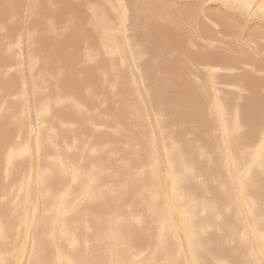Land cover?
Here are the masks:
<instances>
[{"label": "rangeland", "instance_id": "1", "mask_svg": "<svg viewBox=\"0 0 264 264\" xmlns=\"http://www.w3.org/2000/svg\"><path fill=\"white\" fill-rule=\"evenodd\" d=\"M203 1L0 0V49H5L0 50V58L2 57V60H0V83L1 81L4 83L9 82L8 77L10 76L14 78L13 85L16 86L17 92L9 97V99L11 98L10 105H18V108H21L19 112L23 116L24 132L27 133L29 146L26 152H23L25 138L18 130L6 140L9 147L17 151L15 155L17 161H29L27 163L29 166L26 164L24 170L28 181L25 194L27 196L26 205L29 206L27 209L30 213L26 222L22 225L23 232L21 235L25 239V244L28 242L25 248L27 253H32L36 230L48 213L46 211V206H50L48 196L54 191L45 187V176L49 167L56 165V168L60 167L57 169V174L61 180L67 181L71 178L72 181L62 194L59 193L56 200L58 215L55 224L58 226L59 223L60 229L78 208H82V204L92 199L89 195L100 180L93 179V175L98 174L101 177L102 174H105V177L111 182V186L106 187L109 196L108 213L113 211V218L117 220H121L123 214H126L122 223L114 226L116 230H110L109 241L113 249H116L121 243L116 237V231L125 229L130 235H138L147 241L146 246L143 245L145 240L138 242V245L144 247L140 252V258L145 257L146 254L151 259L164 261L167 257L181 254V260L185 264H264V228L261 227L262 221L256 218L258 214L264 212L263 203L248 198L246 192L251 172L264 164L262 161L264 160V145L258 141L264 143V135L260 136L261 138L258 136L260 133H264V111H262L264 110V88L259 89L258 85L256 88L254 87L260 80L264 81V55L261 56L262 54L256 53L260 57L255 58V60H249L248 58V62H246V59L243 60L239 57L236 60V67L234 69L231 67L232 70L217 60L214 61L216 64H213V66L205 62H196L193 60L194 58L183 55L177 50L175 39L172 36L162 34L160 31L163 26L168 24L166 12L173 11L180 16L184 14V9H177L176 6H193L195 13L202 10L198 18L203 16L201 18L202 22L197 26L199 30L195 29L197 32L202 29L206 33L205 29L208 27L210 30L211 25L217 30L220 23H218V20H214L216 25L212 23L213 19L211 21L212 16L209 17V12L217 14L227 20L223 22L229 24L228 28L231 24L235 33L238 34V38L232 40L234 47L239 48L238 51H242L238 56H241L240 54L246 57L254 56L257 48L255 49L253 46H262L264 50V42L261 45L262 42L260 41L261 36L264 37V25L262 27L260 24H264V19H262L264 18V0ZM153 4H155L158 11L153 16H147V11L150 10V6ZM243 5L248 9V12L250 10L249 13H246ZM200 6L202 7L200 8ZM227 7L232 8L231 12L234 8L239 7L237 11L243 10L245 13L242 11L239 14L233 10V13L229 12V17ZM140 8L141 11L139 12ZM224 8L226 11L221 15L220 12ZM225 13L226 17H224ZM231 14L234 17L237 16L238 19L237 17L235 19ZM241 14L243 15L241 16ZM160 15L162 16L160 17ZM260 15L263 17L259 18ZM245 21H249L248 36L250 35L252 38V35L260 33L259 38L256 37L257 35L252 39L249 37L252 40L247 39L249 44L246 43L248 41H244L242 36H239L244 31ZM180 29L183 31V26ZM211 32L214 33L215 31ZM216 32L215 36L209 34L210 37H213L206 39V42L204 40V44L219 47L220 49L215 48L213 52L230 59L235 51H231L227 47L224 48V45H226L224 42H227L226 32L221 33L220 29ZM222 34H225V36ZM221 35L225 37H222L225 40H223L224 42H221ZM187 39L183 41L181 37L179 41L189 47L190 51L194 50L190 49L191 46H189ZM253 39L261 43L255 41L256 44L251 46L254 43ZM53 41L57 42V45L56 43L55 45L49 43ZM230 41L228 40V42ZM2 42H5V48ZM167 42L171 43L174 50H170L168 44H165ZM203 42L194 41L195 45L198 44L197 50L195 49L196 53L202 54L201 52L209 51L203 48L205 46ZM251 42L253 43L250 44ZM262 49L259 51H263ZM250 50L255 51L250 53ZM245 56L244 58H246ZM173 60H182L179 64L184 65L187 70L186 74H180L174 68L173 72L168 71L167 68L171 66ZM6 64H9V66H6ZM249 66H254V69H249ZM260 66H263V69H260ZM6 68H11L8 71L9 74ZM153 74L162 75L165 80V84L159 86L156 82L157 78L153 76L151 80L155 83L152 82L153 90L161 92L158 94L159 96L166 95L165 99L170 101L173 99L172 94L174 93L175 96L177 93L175 96L177 99L173 103L167 102L168 100H164V98L162 104L159 103V96L152 91V86L151 89L148 88L149 82L146 83L145 79H149ZM226 74L232 77L228 80L229 82L234 80L233 84L232 82L227 83L226 78L229 75ZM149 75L151 76L148 77ZM225 76L227 77L224 78ZM238 79L241 80V84L244 83L247 86L249 83L251 86L244 88V85L242 86L236 81ZM186 80H188V84H186ZM67 81H71L75 87H68ZM127 88L128 90H126ZM121 89L126 90V94ZM146 92H148V96L152 95L151 99L153 98L156 101L155 104H152L153 100H150L151 104L146 106L144 101L147 96ZM257 92L258 94L261 93L258 95L259 97ZM1 93L2 91H0V96ZM60 93L62 98L58 99L57 96H60ZM182 94L188 95V99L186 97L188 105H185L186 101L182 102L185 99ZM257 99L259 100L257 101ZM50 100L53 102L55 112L45 115L44 104L45 102L51 104ZM180 102L182 103L179 104ZM189 104L192 105L189 107ZM255 104L256 106L253 107ZM2 106H5L4 100H0V111ZM253 108H257V110ZM165 113L166 115H164ZM70 114H75L74 117L79 118V120H63V117ZM119 115L122 119H118ZM47 116L49 121L46 119ZM81 117L84 121L87 118L86 121L87 123L89 121V123L87 124L86 121L84 123L80 122ZM132 117L137 120L136 127L142 124L145 132V134H141L142 140L152 142L153 134L159 135L162 141V149H157V156L151 158L150 167L141 169L137 157L133 162L124 159L120 166L127 171L128 176H119L105 170L106 167L102 162V152L111 142L110 139L107 140L108 143L106 142L107 136L116 135L119 129L127 128V130H130ZM186 117L188 118L184 122L183 119H186ZM261 117L263 118L261 119ZM254 118H256V122H254ZM108 119L114 121L116 125ZM147 119L153 126L149 125ZM161 119H165L166 124ZM166 119L168 122H166ZM143 121H145V124H143ZM258 121L260 125L257 123ZM227 122H231L229 125L234 128L231 133L227 132L231 129H227V131L225 129L227 128ZM248 122L251 123L252 127ZM207 123L211 125L208 133L206 131ZM162 124H165V126ZM220 124L223 126H220ZM114 126L119 129L116 130ZM162 126L164 129H162ZM213 126L214 129H212ZM83 128H87V131L91 130L90 133L100 137V141L94 143L92 141L93 137L89 136L90 133L82 134L80 130H83ZM133 128L135 129V125H133ZM247 128L249 132L256 130L254 132L255 136L252 134L253 138L248 134V140L252 141L258 136V142H254L253 145V142L250 141L252 145L248 143L249 147L246 149L237 147L234 151L230 147L224 146L229 143V140L232 141L236 137L240 138V135ZM257 129L260 130L259 134H257ZM58 132L59 134L63 132L67 134L65 144L61 145V141L59 144L58 141L55 142L54 138L60 137ZM198 134H201L203 138L199 137ZM77 137L84 139L82 156H78L77 164L83 167L78 168L79 171L75 172V170H69L65 162L71 160L70 156L73 152L75 155L78 154L76 149ZM46 138L49 140H45ZM182 139L190 141L196 155L197 153H203L206 158L215 163L223 164L226 160H229L227 158L236 157L230 164L220 166L215 173L217 178L225 179V181L213 183L218 213L210 217L214 220L221 241L213 254L204 260H193L192 253L197 250L198 246L202 245L206 233L202 231L191 216L180 208L179 198L181 192L180 190L177 192L176 189L177 175L174 172L169 151L164 150L162 147V143L167 148L179 146ZM49 142L52 144L50 145ZM94 144H96L95 147ZM261 145L263 146L262 149L259 148ZM44 148H48L49 151L45 152ZM52 153L55 155H52ZM162 156L163 159H161ZM191 165L189 164V166ZM148 169L156 174L157 182L165 194L166 198L164 197L165 200L163 201L169 204L170 220L158 212L150 190L141 187L142 172ZM202 174L203 177L206 176L204 172ZM189 175L193 183L199 182L201 179L195 174ZM255 189L260 190L259 187H255ZM138 191H141V194L137 198H133ZM121 192H124L125 196L115 203V199L120 197ZM230 192L233 201L230 200ZM122 202H125L124 205L114 210L113 206L116 207ZM92 214L98 213L92 212ZM26 215L27 211L24 219ZM79 230L85 231L81 227H79ZM234 233L235 236H232ZM223 238L244 240L246 248L241 252L238 245L234 242H223ZM57 241L61 243L59 239ZM217 253H220L225 260L218 257ZM25 260L28 262V259ZM41 264H51V262H41ZM111 264H116V262L113 261Z\"/></svg>", "mask_w": 264, "mask_h": 264}, {"label": "bare ground", "instance_id": "2", "mask_svg": "<svg viewBox=\"0 0 264 264\" xmlns=\"http://www.w3.org/2000/svg\"><path fill=\"white\" fill-rule=\"evenodd\" d=\"M203 2H205V0ZM215 2H217V1H215ZM231 2H232V0H231ZM200 3H199V5H200ZM237 3H238V1H237ZM184 4H186V3H184ZM245 4H246V2H245ZM146 5H148V4H146ZM176 5H178V4L176 3ZM203 6H205V5H203ZM222 6H224V5H222ZM226 6H227V4H226ZM243 6H244L243 8H245V5H243ZM138 7H140V6H138ZM201 7L202 6H200V8ZM141 8H140L139 12L141 11ZM176 8L177 9L183 8L184 14L178 16L173 11L166 12L168 24L166 26H163L160 31L162 34H164L166 36H172L175 39V46H176L177 50L180 53H182L183 55L189 56V58L190 57L194 58L193 59L194 61H196V62L199 61V62H203V63L205 62V63L213 65V64H216L214 61L217 60L218 62L223 63V65L225 67L230 68L232 70L231 67H233V69L236 67V65H237L236 60L239 57L243 58V60L246 59V62H248L247 61L248 58H249V60H255V58L260 57V56H257L256 53L262 54L261 56L264 55V50L262 49V46H259V47H257L258 45H256V47L253 46L254 44H256V42H259V41H256L253 39L254 43L251 42L250 44L253 43L251 46H253L255 49L257 48L256 49L257 52H255L256 56L254 55L255 57L254 56L246 57L243 54H240L241 56H238L239 53L242 51H238L239 48L234 47V45L232 43L233 39L238 38V34L235 33L233 27H231L232 26L231 24H230V28H231L230 29V28H228L229 24L223 22V21H227V20L223 19V17H220L217 14H212L211 12H209V17L212 16V18H210L211 21L213 19L212 23H214V20L215 21L218 20V23H220L218 25V29H220V31H222L221 33L226 32V36H227L226 41L227 42H224L225 41L224 40L225 34H222L224 36H222V35L220 36L221 38L224 37L221 39V42L224 40L223 42L226 43V45H227V46L224 45V48L227 47L231 51H235L234 54H232V57L234 56V58L230 57V59H228V58L226 59V58H224V56H219L218 54L213 52L215 50V48L220 49L219 47H217V46L213 47L214 45L212 46L211 44H204V42H203L204 40L206 42V39H209V38H212L213 36H215L216 35L215 32L218 29L216 28L217 30H215L214 29L215 27H212L213 25H211L213 30L211 29V27H210V30L215 31L214 33L211 32L208 29V27L205 29L206 33H204L203 32L204 30H202V29L200 32H197L195 30V29L199 30L197 28V26L200 24V22H202L201 18H203V16H201V18H198V17H200V13L202 12V10H200L201 12L195 13V9L193 8V6L192 7L176 6ZM238 8L236 7L233 10H235V12H236ZM218 9L220 10V8H218ZM231 9L232 8H230L228 10V13H227L229 15V17H230L229 12L230 13L234 12L233 10L231 12ZM245 9H246V13H247L248 9L247 8H245ZM157 11L158 10H156L155 4H153L152 6H150V10L147 11L148 12L147 16L148 15L153 16ZM225 11L226 10L224 8V10L222 12H220V14L221 13L223 14V12H225ZM242 11L243 10L237 11V12L242 13ZM261 11H263V10H261ZM249 12H250V10H249ZM252 12H253V10H252ZM242 15L243 14H241V16ZM161 16L162 15H160V17ZM231 16L234 17V15H232V14H231ZM224 17H226V13H225ZM236 17H234V18L236 19ZM257 17H259V16H257ZM262 17L260 15L259 18H262ZM227 19H228V17H227ZM237 19H238V17H237ZM262 19H264V18H262ZM248 22L245 23L247 26L246 25L244 26V28H243L244 31L241 32L239 34V36H242L244 41H248L246 43L249 44V40L252 41L251 39L254 38V36H256V35H257L256 37L259 38L260 33L255 34L254 36L251 34L252 38L250 35L248 36V26H249ZM258 23H260V22H258ZM180 24L183 26V31L180 29L182 27ZM208 24H209V22H208ZM214 24L216 25V23H214ZM226 24H228V26H226ZM260 24L263 27L264 24H262V23H260ZM206 26H208V25H206ZM219 26H221V27L219 28ZM261 26H260V28H261ZM227 29H228V31H227ZM254 30H255V28H254ZM216 33H218V32H216ZM250 33H251V31H250ZM209 34H212L213 36L210 37ZM181 37H182L183 41L188 38L187 40L189 42V46H191L190 49L192 48L194 50L191 49L192 51H190L189 47L185 46V44H183L182 41L180 42L179 39H181ZM216 38H218V37H216ZM248 38H249V40H247ZM258 38H257V40H258ZM261 38H262V40H261ZM261 38H260V41L262 43L261 42H259V43H261V45H263L264 37L261 36ZM227 39L229 41L230 40L231 41L228 42ZM198 40L201 43L203 42V44L205 45V46L203 45L204 46L203 48L206 51L207 50H209V51H207L205 53L201 52L202 54L196 53L195 49L197 48L198 44L195 45L196 43L194 44V41L198 42ZM4 43L2 42V44H4ZM49 43L54 44V45L56 43V45H57V42H55V41L49 42ZM165 44H168L170 50H174L172 48L170 42H167ZM251 46H249V47H251ZM4 48H5V44H4ZM200 48H202V47H200ZM9 49H10V46H9ZM251 49H252V47H251ZM261 49L263 51H259ZM0 50L2 51L5 49L2 48ZM6 50H8V49H6ZM230 50H228V51H230ZM252 51H255V50H252ZM252 51L250 50L249 52L254 53ZM214 53H215V55H213ZM177 55L180 56L179 54H177ZM244 56L246 58H244ZM1 58H0V60H2ZM7 58H9V57H7ZM8 60H6V61L8 62ZM3 61H4V59H3ZM181 61L182 60H178V61L173 60L171 66L167 68L168 71L173 72V70L175 69L180 74H186L187 70L184 67V65L182 66L181 64H179ZM12 62H14V61L12 60ZM10 63H11V61H10ZM246 64L249 65L248 63H246ZM250 65H252V64H250ZM6 66H9V64H6ZM193 66H195V65H193ZM254 66L253 67L249 66L250 67L249 69H251V68L254 69ZM165 67H166V65L164 66V68ZM6 69H8L7 73H8V71L11 70V68H6ZM195 69H198V68H195ZM260 69H263V66H260ZM245 75H246V73H245ZM150 76L151 75H149L148 77H150ZM153 76L155 78H157L156 82H158L159 86L162 84H165L164 76L159 75V74L158 75L153 74L152 77H150L149 79L147 77H146L147 79H145L146 83L149 82L148 83L149 89H151V86L154 83L153 81H151ZM227 76H225L224 78H226ZM229 76L226 78V80H228V78H229V80L232 79V77L231 76L229 77ZM8 80H9V82L4 83L1 81V83H0V88H1L0 91H2L1 96H0L2 99L0 98V100L5 101V106H2V110L0 111V264H23L26 261L25 259H28V262L26 261L24 264H41V262H51V264H106V263L111 264V262H113V261L116 262V264H185L181 260V254H176V255L167 257L164 261H158L155 259H151L150 256L148 257L146 254H145V257L140 258L139 257L140 252L144 247L141 245H138V242L141 240H145V239L143 237L138 236V235H130L125 229H118L116 231V237L121 241V243L116 249H113L111 247L110 241H109L110 230H116V228L114 226L121 224L123 221V217L126 216V214H123L121 220H117L116 218H113V211L108 213L107 206H108L109 196H108V192H107L106 187L111 186V182H109L110 180L105 177L106 176L105 174H102L101 177L98 174L93 175V179H100V180H99L98 185L92 189V192L89 195V196H91L92 199L88 200L87 202L82 204V208H78L74 212V214H72L64 222L63 227L60 229L59 223H58V226L55 224L56 216L58 215L57 214L58 213L57 212L58 206H57L56 200L59 197V193L61 192V194H62V192L65 191L69 187L71 178H70V180H67V181L61 180V178L57 174V169H59L60 167L56 168V165L52 166V167L50 166L48 169V173L45 176V178H46L45 179V187L54 191V193H52L48 196L50 206L47 205L46 206L47 208L45 207L46 211L48 213L43 218V221H42L40 227H38L36 230V239H35V243L33 244V247H32L33 248L32 253H27L25 251V248H26L28 242H26V244H25V241H24L25 239H23L21 236L22 232H23L22 225H23V223L26 222V219L28 218L30 211L28 213L27 207H29V206L26 205L27 196L25 194L27 191L26 185L28 184L27 183L28 181H27V177H26V172L24 170V166L29 161H24V162L17 161V159L15 158L17 151L14 148L11 149V147H9L8 143H6V140H8L9 137L15 131L18 130L19 133L22 136H24V138H25L23 141V152H26V150L28 149L29 146L27 143V141H28L27 133L24 132V121L22 120L23 116H22L21 112H19V111H21L20 110L21 108L19 109L18 105H16V106L10 105L11 98L9 99V97L17 92L16 86L13 85L14 78L12 76H10V77H8ZM229 80L227 83L230 84V82H232V84H233L234 80H232L230 82H229ZM247 80L248 79L246 78V81ZM64 81H66V80L64 79ZM186 81H187L186 84H188V80H186ZM236 81H238L239 84H241V80L238 79ZM67 83H68L67 84L68 87H75V85L71 81L70 82L67 81ZM184 84H185V82H184ZM186 84H185V86H186ZM241 85L242 86L244 85L245 86L244 88H248V86H251L249 83L247 86L244 83ZM257 85H258L259 89L264 88V81L260 80L256 85H254V87L256 88ZM126 90H128V88ZM126 90L121 89V91H123L125 94H126ZM152 91L156 92L157 95L159 93H161V92H158L156 90H153V86H152ZM252 91H253V89H252ZM260 92H259V94L257 92V96L261 94ZM184 93L186 94V92H184ZM173 94H172L173 99L171 101L168 99H165L166 95H163V94H162V96L158 95L159 96L158 97L159 103L162 104L163 98H164V100H168L167 102L173 103L177 99L175 97L177 93L175 94V96ZM185 94H182L185 98V99H183V97H182V99H183L182 102L183 101L185 102L188 99V97H187L188 95L185 96ZM254 94H255V91H254ZM146 95H147L145 97L146 100H144V101H145L146 106H147V105L151 104L150 100H153V98L151 99L152 95L148 96V92H146ZM169 95H171V94H169ZM178 95H179V93H178ZM37 97H39V96H37ZM186 97H187V99H186ZM57 98L58 99L62 98L61 93H60V96H57ZM254 98H255V96H254ZM258 100L259 99H257V101ZM50 102H51V104H48L47 102H45V104H44L43 110L45 112V115H48L49 113L55 112L53 109V102L51 100H50ZM154 102L156 103V101L153 100L152 104H155ZM182 102H180L179 104H181ZM186 104H187V101H186L185 105ZM191 105L192 104H189V107ZM151 106L154 108L153 105H151ZM254 106H256V104L253 105V107ZM260 106H262V105H260ZM179 107H182V106H179ZM189 109H191V108H189ZM216 109H218V107H216ZM219 109H221V108H219ZM253 109H255V108H253ZM255 110H257V108ZM79 111H80V108H79ZM262 111H264V110H262ZM226 112H227V108H226ZM251 112H253V111L251 110ZM257 113H258V111H257ZM74 115L75 114H70L69 116L63 117V120H68V121L77 120L78 121L79 118L74 117ZM164 115H166V113ZM260 115H261V113H260ZM262 116H263V113H262ZM119 118L122 119L120 117V115L118 116V119ZM187 118L188 117H186V119H183V120H185L184 122H186ZM262 118L263 117H261V119ZM46 119H48L47 121H49L48 116L46 117ZM131 119L130 120H131L132 124L129 126L130 130H127V128L126 129H119L117 126L116 127L114 126L115 129L116 130L119 129V131L116 132V135H113L111 137L107 136L106 142L109 139L111 140V142L109 143V146L106 149H104L102 152L103 153L102 162L104 163V166L106 167L105 170L108 172L109 171L113 172L114 174L119 175V176H128L127 171L120 166V164L123 162L124 159H126L130 162H133L135 160V157H137L139 159L141 169L145 168V167H150L151 160H152L151 158H154L157 156L156 154L158 152L157 151L158 148L162 149L161 148V142L162 141L159 138V135L156 136L153 134L152 142H150V141L144 142L142 140L143 137H141V134L142 135H143V133L145 134V132L143 131V128H142V124L139 125V127H136L137 126V120L134 117H132ZM243 119H245V118H243ZM257 119H260V118H257ZM21 120H22V122L20 124ZM86 120H88V119L86 118ZM147 120L149 122V125L153 126L152 123L149 121V119H147ZM255 120H256V118H254V122H256ZM85 121L81 117L80 122L84 123ZM108 121H110V120L108 119ZM163 121L165 123V119H163L162 122ZM110 122H113V124H115L114 121H110ZM166 122H168L167 119H166ZM86 123H87V121H86ZM88 123H89V121H88ZM116 123L118 124V122H116ZM257 123L259 124V121ZM143 124H145V121H143ZM165 124H162V125L165 126ZM229 124H231V122L226 123L227 128H225V129H226V131H227V129H231V131H227V132L231 133L234 128ZM249 124L251 126V123H249ZM133 125H135V129L133 128ZM245 125H247V124H245ZM261 125L263 126V123ZM163 126H162V129H164ZM220 126H223V125L220 124ZM242 126L244 127V125H242ZM126 127H128V126H126ZM111 128H113V127H111ZM210 128H211V125L207 123V125H206L207 133L209 132ZM240 128L242 129L241 126H240ZM212 129H214V126ZM87 130H88L87 128H83V130H80V131H82V134L91 132V130H89V131H87ZM255 131L249 132V129L247 128L245 130V132H243L240 135V138H237V137L233 138L232 141L229 140V143H226V145H224V146L230 147L231 150H233V151L237 147L242 148V149H244V148L246 149L247 147H249L248 143H249V145H252L251 142H253V145H254V142L256 143V141L258 140L257 138L264 135V133L261 134L260 130L258 131V129H257V134L260 133V135H258L259 137L257 136L256 138H254L255 140L254 139L252 141L250 140L251 141L250 142L248 140V134H250V136L253 138L252 134L255 136V133H254ZM261 131H263V129H261ZM186 132H187V130H186ZM58 135H60V137L54 138L55 142L58 141V144H59L61 141V145L63 143L65 144L67 142L66 141L67 134H65L64 132L59 134V132H58ZM44 136H45V134H44ZM89 136L93 137L92 141L94 143H98L100 141V137H98L97 135H95L93 133H90ZM198 136L203 138L201 134H198ZM160 137H163V136H160ZM77 139H78L76 141V142H78L77 147H76V145H74V147H76V149L78 150V154L75 155V153L73 152L72 156H70L71 160L67 159L68 161L66 160L67 162H65V164L68 165L69 170L70 169L75 170V172L79 171L78 168L83 167V166L77 165V164H78V159H79L78 156H82L81 152H82V149L84 147V139L79 138V137H77ZM79 139H81V140H79ZM45 140H49V139L46 138ZM258 141L262 142V144L264 145L263 141H260V140H258ZM46 142H44V143H46ZM163 142H164V140H163ZM222 142H224V141H222ZM49 144H50V142H49ZM95 145L96 144H94V147H95ZM257 146H258V143H257ZM162 147L164 150L169 151L170 159H171V162L173 163V167H174V172L177 175L176 189H177V192L179 190L181 192V195L179 198L180 208H182V210L184 212H186L187 215L191 216V218L201 227L202 231L206 233V235L204 236V240H203L202 245L200 247L198 246L197 250L192 253L193 260H204L213 254L215 248L220 245V241H221L217 227L214 225V220L211 219L210 217L212 215H216L218 213L217 206L215 203L216 201H215L213 183L218 182V181H225V179L217 178L215 173L220 168V166L230 164L234 159H236V157L227 158L229 160H226L223 164H220L218 162L215 163L214 161L206 158V156H204L203 153H199V154L197 153V155H196V153L194 152L195 149L192 148V145L188 139H182V142H180L179 146H170L169 148H167L162 143ZM259 148L262 149L263 146L261 145V147L259 146ZM99 150H100V148H99ZM183 150H185V151L183 152ZM44 151L48 152L49 150H48V148H44ZM52 155H55V154L52 153ZM50 157H51V155H50ZM161 159H163V156L161 157ZM262 161L264 163V160H262ZM30 162L32 163V161H30ZM58 162H61V161H58ZM161 163H163V162L161 161ZM189 164H192V165L189 166ZM27 165L29 166V164H27ZM59 165H60V163H59ZM28 168H30V167H28ZM31 170H33V169H31ZM202 172H204V174L206 175L205 177H203ZM189 174H195V176H198L199 178H201L200 181L199 182L196 181L197 183L196 182L193 183ZM213 175H215V176H213ZM250 175H251V177H250L249 186H246V192L248 194V198H253V201H261L263 203V210H264V164H262V167L260 165L259 168H256L255 170H253ZM181 176H183V178H181ZM141 187H146L150 190V192L154 198L155 204L157 206L158 212L161 213L162 215H164L168 220H170L169 204H168V202L163 201V200H165L164 199L165 194L162 192V189L157 182L156 174L151 169L144 170L142 172V186ZM255 187H259L260 190L259 191L256 190ZM140 194H141V191H138L133 196V198H137ZM124 196H125V193L121 192L120 197L118 199H115V203L117 201H119L121 198H123ZM174 197H176V196H174ZM230 200L233 201V197L231 195V192H230ZM115 203H114V205H115ZM124 203L125 202H122L116 207L113 206L114 210H116L117 207L123 206ZM59 207H60V205H59ZM69 208H70V206H69ZM26 211H27V215H26V218L24 219ZM92 212H96L98 214H92ZM100 214L102 215V217ZM256 218L259 221H262L261 227L264 228V221H263L264 220V212L258 214L256 216ZM171 219H172V217H171ZM79 227L83 228L85 231L84 232L80 231ZM60 230L62 231L61 234H60ZM239 234H240V236H242L241 233H239ZM233 235L235 236V233L232 234V236ZM57 239H59L61 243H59L57 241ZM223 242H226V243L234 242L236 245H238L239 250L241 252L246 248V244H245L244 240L223 238ZM143 245L144 246L147 245L146 240L143 243ZM217 256L222 258L223 260H225L224 257L221 256L220 253H217ZM239 264H245V263H239Z\"/></svg>", "mask_w": 264, "mask_h": 264}]
</instances>
